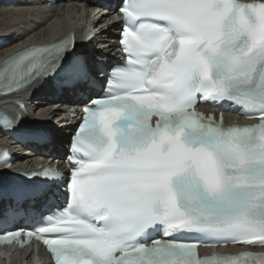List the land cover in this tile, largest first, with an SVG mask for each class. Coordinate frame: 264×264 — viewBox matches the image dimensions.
I'll list each match as a JSON object with an SVG mask.
<instances>
[{
	"label": "snow or ice",
	"instance_id": "1",
	"mask_svg": "<svg viewBox=\"0 0 264 264\" xmlns=\"http://www.w3.org/2000/svg\"><path fill=\"white\" fill-rule=\"evenodd\" d=\"M120 12L125 62L101 68L105 94L85 102L66 206L42 213L45 192L26 191L0 219L37 226L3 235L35 237L55 264H264L251 251L197 254L264 248V0H124ZM58 76L95 86L74 46L61 45L8 60L0 87ZM200 101L258 123L225 128L223 113L217 122L196 111Z\"/></svg>",
	"mask_w": 264,
	"mask_h": 264
},
{
	"label": "bare ground",
	"instance_id": "2",
	"mask_svg": "<svg viewBox=\"0 0 264 264\" xmlns=\"http://www.w3.org/2000/svg\"><path fill=\"white\" fill-rule=\"evenodd\" d=\"M74 15L79 17L77 14ZM45 20L46 19L42 16L41 10L39 8L33 9L31 6L30 9L20 8L16 11H13V7L8 8V10H0V33H12V31H10L11 26L18 32H25L29 27H32L40 31L36 32V38H38L39 41H45L44 39H42L44 38L42 37V34H46L55 30H60V32L63 33L66 32L68 28H71L76 24V18H73L72 14H58V16L54 18L53 21H51V24L53 25L50 26L49 29H45V24L38 25ZM11 38H13L12 35ZM24 42L28 43L27 40H24ZM95 46L100 47L101 43H95ZM87 53L90 54V52ZM24 162L29 164L31 161L26 160Z\"/></svg>",
	"mask_w": 264,
	"mask_h": 264
}]
</instances>
